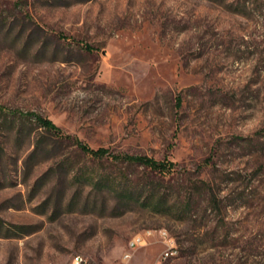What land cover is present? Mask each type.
I'll return each mask as SVG.
<instances>
[{
    "label": "rangeland",
    "instance_id": "374dc122",
    "mask_svg": "<svg viewBox=\"0 0 264 264\" xmlns=\"http://www.w3.org/2000/svg\"><path fill=\"white\" fill-rule=\"evenodd\" d=\"M1 110L0 264H264V0H0Z\"/></svg>",
    "mask_w": 264,
    "mask_h": 264
},
{
    "label": "trees",
    "instance_id": "16d2710c",
    "mask_svg": "<svg viewBox=\"0 0 264 264\" xmlns=\"http://www.w3.org/2000/svg\"><path fill=\"white\" fill-rule=\"evenodd\" d=\"M0 115L6 117L10 116H15L17 115L15 112L12 113H6L4 111H0ZM19 117L18 118H23V119H33L34 123L37 128H42L44 132L47 133H52L54 134L57 139H65V140H70L72 141L84 154L89 155L93 158H108L112 160H118V161H123L127 162L130 164H138L140 166H143L150 170L151 172H155L158 174H171L175 171V163L168 160V159H163V160H156L152 157H148L145 155H132V154H114L110 152L106 148H97L93 149L89 147L87 144L81 142L78 139H73L70 136L64 134L58 127L53 124V122L45 117H42L39 114L36 113H18ZM264 132V130H261L259 133ZM264 134V133H262ZM41 146H43L42 142L40 140L36 141L35 144V151L38 150ZM150 196H146L144 198V202H148ZM141 199V196H136L134 201L139 202ZM143 203V202H140ZM160 203V202H158Z\"/></svg>",
    "mask_w": 264,
    "mask_h": 264
},
{
    "label": "built area",
    "instance_id": "2783aa9c",
    "mask_svg": "<svg viewBox=\"0 0 264 264\" xmlns=\"http://www.w3.org/2000/svg\"><path fill=\"white\" fill-rule=\"evenodd\" d=\"M158 236L165 249L160 254L159 259L154 264H171V261L178 257V248L173 237H170L164 230H152L146 229L141 233L134 235L128 242V248L130 251L135 250L139 247H144L150 243V240ZM130 253H125L123 259H128Z\"/></svg>",
    "mask_w": 264,
    "mask_h": 264
},
{
    "label": "bare ground",
    "instance_id": "6f19581e",
    "mask_svg": "<svg viewBox=\"0 0 264 264\" xmlns=\"http://www.w3.org/2000/svg\"><path fill=\"white\" fill-rule=\"evenodd\" d=\"M159 230H164V229H159ZM165 232H167L166 230H164Z\"/></svg>",
    "mask_w": 264,
    "mask_h": 264
}]
</instances>
